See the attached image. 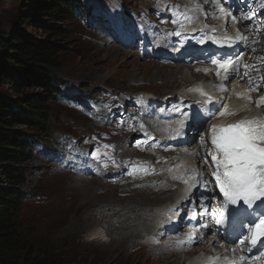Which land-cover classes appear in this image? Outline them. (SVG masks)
I'll list each match as a JSON object with an SVG mask.
<instances>
[{"label":"bare ground","instance_id":"1","mask_svg":"<svg viewBox=\"0 0 264 264\" xmlns=\"http://www.w3.org/2000/svg\"><path fill=\"white\" fill-rule=\"evenodd\" d=\"M65 1L69 8L66 14L63 15L65 21L80 16L83 6L74 7L73 5L83 4L82 1ZM176 1H179V4L185 3L188 5L192 0ZM223 1L218 0L219 6H217V2L214 3L213 0H202L204 5L215 6L217 9L215 12H206L204 23L213 25L216 14L220 15L225 13L226 9H229L227 5H222ZM221 7L224 9V12L220 11ZM259 8L260 5L258 3L255 4L251 1L239 9L244 14L246 13L245 15L248 17L259 11ZM192 11L193 8L189 6L186 16H189ZM229 11L234 13V9H229ZM181 13H183V5L178 8L177 15L181 16ZM246 24L234 23L232 27L234 29L242 27L239 28V32L244 36H248L249 30L245 28ZM213 29L214 27H211V30L208 28L205 30H209L210 37H215L214 44L227 45L224 43L223 37L225 35L229 36V33L216 35L212 33ZM108 30L115 37L113 31L109 28ZM176 31L174 28H162L161 34H158L157 43L145 38L143 48L138 49L137 54H133L136 59L147 60L143 64H146V68H149L151 71L146 74L144 79L146 82L158 86L160 90L152 94V97L149 96L148 100L146 99L145 106H148L147 117H136L135 114L131 115L128 117L125 125L122 124L117 129H112L106 121L102 122L97 115H92L83 129L88 134H100L103 145H111L112 147H104V153L97 165L95 159L86 158L77 166L74 157H78V153L73 150L72 145L66 143V147H63L64 158L63 160H59L60 166L51 168L52 173L60 174L69 179L67 186L72 188L74 199H81L83 196L86 198L83 204L85 209L81 211L86 212L84 220H89L87 225L95 224L100 227V229L94 230V238H91V241L104 242L106 235L103 231L109 229L111 232L112 229L120 226L122 232L120 237L121 247L124 251H130L131 254L139 256L144 264H178L181 260H183V263L188 262L187 264H205L204 256L210 248L207 245L208 238L204 237L182 249H180L181 245H175L172 240L178 233L184 231L186 224L185 217L189 211L191 209H200L199 202L201 200H204L208 205L209 213L214 209L211 207L213 204L208 200L211 194L213 193L223 198L222 193H219V189L214 185L211 176L212 171H214L211 157H208V166H205L201 162L202 155L212 148L210 140H207V132L211 128L208 124L226 126L234 123L241 117L243 119L264 117V107L258 108L255 103L249 104L246 99L237 98L236 96V93L243 92L246 95H250L253 100H256L264 94V81L260 80L264 72V59H262L264 58V43L256 44L258 50L251 64L259 68L258 72L253 70V76L258 81L263 82V85H260L261 91L258 94L248 93L246 91L248 85L245 79H241L244 76L242 75L238 78L242 84L236 83L237 85L232 92H229L230 89L228 88L229 91L221 95V92L218 90L219 86L221 84L227 86L234 81V78L229 76L228 79H225L224 70L219 69L217 65H211L210 59L233 56L234 52L239 50L243 43H238L234 49L228 46L231 49L228 53L208 50L202 55L203 57L201 56L202 60L206 59L209 62L204 64V66L208 65V67H204L202 64L197 67L195 57L199 56L205 49L209 40L200 39L203 40V43H200L199 49L194 50L192 53L190 48H188L187 56L181 57L177 54L170 56L165 54V48L169 44H181V47L186 51V42H197L201 37L198 35V31H192L194 35L187 36L181 34L172 38L170 34H174ZM235 36L233 37V43H237L234 39ZM127 38H132L131 32L125 36V39ZM112 42V40L105 42L103 46L120 54L126 53L113 47ZM250 46L254 45L251 44ZM257 47H255V50ZM254 53L255 51H252V55ZM130 63L132 62H128V64ZM138 64L141 65V63ZM184 69H190L191 73L187 71L189 72L187 74ZM204 69H208V71L206 72ZM242 70H244L243 67ZM217 72L220 74L217 75ZM178 78L184 80L185 84L178 83ZM206 78H214L215 83H211ZM137 81L138 77L136 76H126L120 81L115 82L113 87L120 89L121 94L119 92L116 93L117 98L113 99V104L119 106V101L125 97L124 87ZM47 82L48 84L50 83L48 79ZM206 85L210 87L209 93L214 98H226L225 102L229 106V111L235 113L234 115L220 116L216 112V109L220 108L217 104H213L211 107L200 104L202 97L206 95L201 94ZM64 86L65 88H69L67 84ZM166 89L176 91L172 94L170 101L164 99L162 90ZM216 105L217 108L215 109ZM169 107V112H166V109ZM176 108H181L182 112L175 111ZM135 111L140 112V108L136 106ZM197 111L207 120L200 131V136H203L205 140L204 145L197 142V134L191 132L193 127L190 117ZM184 114H187L188 119H186L185 127L182 130L183 134L181 136H183V142L172 143L170 138L167 139L165 137L171 133L176 134L177 121L184 119ZM220 120L223 121L220 122ZM141 125H143V128H141ZM148 137H154L155 139L148 140ZM145 140H148L147 144L144 143ZM198 144L201 146L196 156L190 158L191 153L194 152V148ZM185 147L188 148L187 151H183ZM105 153L111 156V160H109L108 156L104 155ZM71 154L72 158L69 160L68 157ZM112 160L115 161V165L112 164ZM104 163L108 164L107 168L103 167ZM142 168L155 169V173L144 174V172L139 170ZM191 169H199L203 173L204 178L210 179V191L209 193H201L198 192L199 188H195L188 195L187 199H182L186 195L188 185H185L180 180H174L172 177L174 175H184L185 178L189 179V183L191 184V177L195 175V172L191 171ZM129 172H133V175H129ZM165 175L167 176L166 178L164 177ZM200 184L201 189H203L207 182H201ZM80 188L83 189V196L79 193ZM213 188L215 192L211 190ZM240 210L246 212L242 213ZM250 210L251 208H247L245 205L227 209L224 214V223H230V225L224 227L225 231L238 229L241 233L245 232L250 227L248 220L257 217L247 213ZM175 216H180L176 225L171 228L162 229L158 227L154 229L153 225L162 226L165 223H170L174 220ZM68 233L70 236L71 232ZM72 234H77V231ZM145 234L152 236V238L162 243V245L140 244L139 240ZM229 234H225V237L222 238L228 241L230 239ZM111 245L112 243H110ZM103 247L105 246L103 245ZM115 247L118 248V246ZM222 264H226V261Z\"/></svg>","mask_w":264,"mask_h":264},{"label":"rangeland","instance_id":"2","mask_svg":"<svg viewBox=\"0 0 264 264\" xmlns=\"http://www.w3.org/2000/svg\"><path fill=\"white\" fill-rule=\"evenodd\" d=\"M46 1L0 0V35L3 36V34H9L22 28L28 32L31 40L42 42L47 35L33 27L34 24L30 22V19L34 20L35 16L27 19L29 20L27 23L19 24V20L22 19L20 18L21 16L31 17L29 12H33L32 9L34 7ZM83 1L94 8L96 12L94 25L99 30V33L96 31L90 32L88 29L82 27L79 24L82 17L64 21L63 27L69 32L65 43L67 53L62 57L57 75L62 80H65L64 82L70 83V86L82 90L86 95L96 94L98 101L94 105H90L89 102L88 105H84L83 102L71 96L72 90L70 88H64V91L68 93L67 99L81 103L85 106V109L81 105L71 102H59V98L56 99L55 103H52L50 100L44 103V105L51 109V121L48 131L46 133L34 132L32 136L34 138L39 136L43 138L44 142H49L50 144L55 138L56 145L60 144L58 145L60 152L50 161L42 153H37V148H32V154L35 159L28 164L30 174L22 187V191L31 193V197L22 205L20 221L29 248L35 252L52 255L58 261V264H144L139 256L131 254L130 251H124L121 247L120 237L122 232L120 226L115 227L111 232L109 229L103 231L106 235L104 242L91 241V238H94V230L96 231L100 227L95 224L87 225L89 220H84L86 212H81L85 209L83 204L86 199L82 195L83 189H79V193L83 197L81 199H74L72 188L67 186L69 179L60 174L52 173L51 168L60 166L59 160H63L64 158L62 141L69 138L67 134L73 135V138H76V141L79 142V151L82 155L76 161L77 166L86 158L95 159L97 163L98 159L94 157L93 153L96 156L102 153L103 149L100 142L94 137L87 139L82 136L85 132L83 127L92 114L100 115V120L102 122L106 121L112 129L122 126L130 115L135 114L136 117H147L146 108H142L140 112H136L134 105L125 106L126 102L131 101L141 107L138 98L139 93L152 95L160 91L158 86L148 83L144 79L146 74L151 71L149 68H146V64H143L147 60L136 59L133 54H137L138 49L143 48L145 38L157 43L158 34H161L162 28H174L183 33L180 25L187 26L189 23L194 22L198 15H204V13H191L190 20L184 19L177 15L178 8L173 10L174 0H150L149 2H144V0H122V2L121 0ZM213 1L216 3V0ZM251 1L260 5V12H255V15L257 14L258 17L255 18L253 24L250 23L251 20H248L245 25V28L249 30V35L247 36L249 46L245 47L242 44L240 49L243 53V62L247 65H251L256 56V54H251V42L263 40L260 43H264V7H262L264 0ZM164 2H168L170 6L164 8L162 6ZM235 4L238 5L237 3ZM202 5L204 4L200 0L192 2L190 6L194 9H199ZM222 5H227L229 9H233L227 0H224ZM229 9H226L225 13H232L236 17V20L247 19L246 13L244 14L242 10L237 9L233 13ZM215 10L217 9L210 8V11ZM156 13H161V15H157ZM134 14L138 17V21L136 22L132 19ZM225 18L227 16L222 17L218 15L214 22L215 25L223 27L225 25ZM173 20L178 21L179 24L173 23ZM98 25H100V28H98ZM108 28L113 31L115 37L112 36ZM258 28L259 33H257ZM127 32L132 33L131 39H125ZM82 34H90L88 37L84 36L89 38V40H80V35ZM170 35L172 38L176 36L175 34ZM110 40L113 41V46L122 45L126 53L120 54L103 46V43ZM177 46L169 44L165 49V54L172 56ZM128 62L132 63L128 64ZM138 63H141V65ZM204 67H208V65ZM184 71L187 74L190 72L189 69H184ZM241 73L245 75L243 70H241ZM126 76H136L138 77V81L124 87L123 91H127L126 97L119 101V107L114 106L111 101L104 97V94H116L117 90L120 89H115L113 87L114 83ZM247 76L251 77L259 85L263 84L262 81L254 78L253 69L249 68ZM177 81L180 84H185V81L181 78H178ZM2 87L4 89L0 87V96L11 95L8 93L7 87ZM24 92L32 97L36 95L31 90ZM162 92L165 96L172 95L176 91L166 89L162 90ZM251 93L258 94L259 91H252ZM41 94L44 95V93ZM83 110L85 112L81 116L80 114L83 113ZM169 110L170 107L166 109V112H169ZM17 130L30 133L24 127H18ZM200 131H195L197 142H200ZM200 146L198 144L194 148V152L191 153L190 158H194ZM52 148L56 149L53 146ZM204 156L205 154L202 155V159ZM59 171L62 172L61 170ZM164 177L166 178L167 176L165 175ZM185 221L187 222L186 218ZM153 227L157 229L159 225H153ZM75 231H77L80 237L77 234H72ZM68 232H71L70 236ZM110 243H112L111 246ZM139 243L162 245V243L156 241L152 236H147L146 234L139 240ZM115 246H118V248ZM187 263H183V260L178 262V264Z\"/></svg>","mask_w":264,"mask_h":264},{"label":"trees","instance_id":"3","mask_svg":"<svg viewBox=\"0 0 264 264\" xmlns=\"http://www.w3.org/2000/svg\"><path fill=\"white\" fill-rule=\"evenodd\" d=\"M68 9L65 0H47L29 12L31 17H20L23 24L35 16L33 27L47 35L42 42L31 40L22 28L0 35V87L11 94L0 96V264H58L52 255L29 248L20 215L28 199L22 187L29 173L30 135L48 131L51 109L44 103H54L62 83L55 71L67 53L63 15Z\"/></svg>","mask_w":264,"mask_h":264},{"label":"snow or ice","instance_id":"4","mask_svg":"<svg viewBox=\"0 0 264 264\" xmlns=\"http://www.w3.org/2000/svg\"><path fill=\"white\" fill-rule=\"evenodd\" d=\"M217 6H219L218 0H216ZM264 7V5H262ZM221 12L224 9L220 8ZM183 15V13H181ZM231 16V13H227ZM255 13L252 14L254 16ZM252 16L246 17L247 19H252ZM185 19L190 20V17H185ZM232 22L237 23L235 16H231ZM173 23H178V21L173 20ZM195 31V29H193ZM215 31V29H213ZM259 33V28L257 29ZM176 36H180L181 32L176 31L174 33ZM235 42L243 43L245 47H248V37L244 36L237 30V35L235 36ZM223 41L228 46H232L233 37L225 35ZM203 43V40L200 41ZM252 45L260 43L258 40L251 42ZM255 51V47L252 49ZM243 59V53H237L234 57L229 56L228 58L212 59L211 63L217 65L219 69L224 70V78L228 79L229 76L235 78L239 74L240 68L243 67L245 75L241 79H245L248 85L247 92L261 91L260 85L253 81V79L247 76L249 68L254 71H259V68L255 65H241ZM264 59V58H262ZM199 71V69H198ZM208 71V69H204ZM220 73L217 72V75ZM260 80L264 81V76L260 77ZM222 91L227 92V89L222 86ZM199 91V89H197ZM203 94V93H201ZM237 98H244L249 104L255 103V105L260 108L264 107V95H261L258 99L253 100L250 95L245 93H236ZM175 111L182 112L181 108H176ZM211 112V110H209ZM216 112L220 116L234 115L235 113L229 111V106L227 103L223 102L221 99V107L216 109ZM184 119H179L177 121V128L175 129L176 136H181L182 130L185 127L186 119H188L187 114H184ZM192 121V127L198 132L202 130L203 125L207 122L204 116L199 112H195L190 117ZM143 128V125H141ZM211 137L210 142L212 148L205 154L202 159V164L205 166L209 165L208 157H211V162L214 165V171H212L211 176L213 178L214 185L219 189V193H222L224 205H237L242 202L247 208H253L257 202L264 204V117H253L245 118L237 121L233 124L224 125H211L210 128ZM176 138V137H173ZM154 137H148V140H154ZM148 140L144 143L147 144ZM201 145L205 144L204 137H200ZM104 147L109 148L111 145H105ZM96 159V156L93 153ZM104 155L108 156L111 160V156L108 153ZM112 164L115 165V161L112 160ZM103 167L107 168L108 164L104 163ZM144 172V174H153L155 169L142 168L139 169ZM195 172V175L191 177L192 183H189V179L185 178L184 175H174L172 178L174 180H180L185 185H188L186 189V195L182 199H187L188 195L199 186L201 181H203V173L199 169H191ZM129 175H133V172H129ZM251 215V214H250ZM216 224L224 223V215L221 211L220 219L215 221ZM250 227L247 228V235H241L236 238V245L232 249L235 252L237 249L243 251L246 246L250 248H256L258 244L264 243V212L256 218H250L248 220ZM207 227V225H203ZM189 239H194V237H189ZM203 239V237H201ZM247 241V245H246ZM264 258V251H259L258 255L252 257V264H256V261ZM219 258H217L218 260ZM248 258L245 256H240L239 260H228L225 257L226 264H245Z\"/></svg>","mask_w":264,"mask_h":264}]
</instances>
